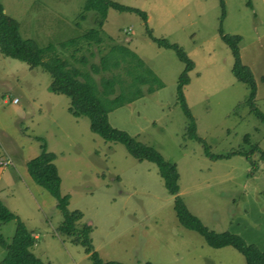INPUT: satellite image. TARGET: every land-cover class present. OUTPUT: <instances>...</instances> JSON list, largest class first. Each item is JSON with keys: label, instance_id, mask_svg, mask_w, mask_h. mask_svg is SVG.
<instances>
[{"label": "rangeland", "instance_id": "rangeland-1", "mask_svg": "<svg viewBox=\"0 0 264 264\" xmlns=\"http://www.w3.org/2000/svg\"><path fill=\"white\" fill-rule=\"evenodd\" d=\"M84 1L0 0L4 12L17 20L22 37L39 45L53 43L62 56L68 55L60 43L93 25L91 12L78 19ZM114 1L145 11L147 18L144 22L134 12L108 8L102 29L111 39L104 38V44L133 51L163 85L110 111V124L176 164L178 194L203 225L237 233L264 251V161L257 151L248 158L211 159L200 142L185 136L187 119L176 93L183 63L146 31L176 42L193 61L183 94L196 133L210 152L248 148L245 134L264 150V122L244 103L248 87L234 78L232 54L219 35L221 25L224 33L241 36L239 57L253 73L254 105L264 113V0H250L251 5L248 0H223L222 20L219 0ZM78 45L76 54L85 55L87 65L98 60L95 44ZM51 79L40 66L0 54V161H8L0 164V200L36 235L30 251L43 264L92 263L80 245L58 233L62 215L55 199L26 170L41 142L55 153L60 193L69 195L68 208L80 210L81 221L90 225L91 244L102 260L246 264L233 247H210L200 234L182 226L156 165L90 131L88 117L73 116L69 98L51 91ZM15 228L16 220L0 222L7 240ZM4 253L0 246V260Z\"/></svg>", "mask_w": 264, "mask_h": 264}, {"label": "trees", "instance_id": "trees-1", "mask_svg": "<svg viewBox=\"0 0 264 264\" xmlns=\"http://www.w3.org/2000/svg\"><path fill=\"white\" fill-rule=\"evenodd\" d=\"M222 7L221 20L224 16V2L219 0ZM247 5H251L250 0ZM108 8L119 11L134 12L146 22V12L133 6L121 4L114 0H85L78 19H85L88 12L92 13L93 25L84 29L82 34L60 43V49L68 56L60 55L53 43L39 45L32 38L22 37L17 20L4 12L0 2V54L3 56L25 61L29 67L40 66L51 75L49 88L54 93L64 94L69 98L68 111L73 116H86L89 119L90 131L99 135L105 141L121 143L126 151L137 160H147L154 163L158 174L163 180L167 193L173 195V209L177 221L187 229L200 234L204 242L214 248L231 246L244 258L246 264H264V251L255 244L247 243L242 236L228 230L215 231L207 228L201 220L191 213L178 194V171L176 164L161 155L153 146L138 141L127 131L112 126L108 113L113 109L133 101L144 94H150L161 88L163 83L159 77L144 62L128 48L120 44H104V38L111 39L102 29ZM149 38L159 47L172 49L177 58L183 63V69L178 75L176 93L177 100L186 116L185 136L200 142L204 154L211 159L227 158L231 155H243L257 151L264 161V150L257 143H250L249 135L243 139L248 148L232 150L224 154L210 152L209 146L196 133V124L186 103L183 87L189 81L188 72L193 68V61L183 48L176 42H170L163 37L152 35L146 29ZM221 40L229 47L233 57L231 68L234 78L245 83L248 96L244 103L264 122V113L254 105L256 83L248 65L241 62L239 57V34L224 33L219 27ZM83 41L87 46L95 44L99 54L96 62L87 65V57L78 45ZM69 46V47H67ZM67 47V48H66ZM71 47V49H69ZM92 54V51H89ZM71 58L70 61L68 58ZM87 65V66H86ZM108 72V75L102 73ZM94 75H98L95 78ZM55 153L46 149L45 142L40 144V152L26 161V170L31 179L42 189L46 190L56 201V208L62 215L57 231L71 242L80 245L92 264H125L117 260H102L93 249L89 238L90 225L82 222V213L78 209L68 208V194L60 193V177L53 162ZM16 220V228L10 240L0 234V246L5 253L0 264H43L30 248L35 236L27 230L18 216L7 208L0 200V222ZM148 264V263H147Z\"/></svg>", "mask_w": 264, "mask_h": 264}, {"label": "built area", "instance_id": "built-area-1", "mask_svg": "<svg viewBox=\"0 0 264 264\" xmlns=\"http://www.w3.org/2000/svg\"><path fill=\"white\" fill-rule=\"evenodd\" d=\"M12 101H13V102L16 101V98L14 97V98L12 99ZM0 164H2V165H7V164H8V161H7V160L0 161Z\"/></svg>", "mask_w": 264, "mask_h": 264}, {"label": "crops", "instance_id": "crops-1", "mask_svg": "<svg viewBox=\"0 0 264 264\" xmlns=\"http://www.w3.org/2000/svg\"><path fill=\"white\" fill-rule=\"evenodd\" d=\"M34 236H36V235H34Z\"/></svg>", "mask_w": 264, "mask_h": 264}]
</instances>
